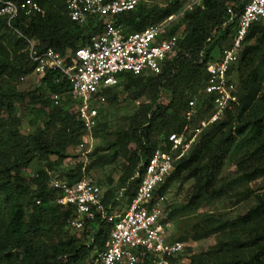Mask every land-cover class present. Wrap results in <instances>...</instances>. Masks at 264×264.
<instances>
[{
	"label": "trees",
	"instance_id": "trees-1",
	"mask_svg": "<svg viewBox=\"0 0 264 264\" xmlns=\"http://www.w3.org/2000/svg\"><path fill=\"white\" fill-rule=\"evenodd\" d=\"M33 1L39 4L42 12L30 15L20 12L10 21L11 27L6 18L0 17V205L3 204V208L0 207V264H85L92 245L96 244L97 250L103 248L109 226L95 220L77 230L83 236L93 235L92 244L87 247L73 238L65 239L64 234L70 229L71 211L55 203L57 192L47 183L49 174L58 170L68 157L67 149L81 142L84 130L74 120L69 99L54 106L45 97L48 92L64 95L66 91L63 83H52L57 75L55 71L47 70L40 85L31 91L19 92L15 82L32 73L34 64L28 56L29 42L34 44V53L51 47L65 54L85 46L90 35L100 30V24L86 25L89 31L85 32L83 26L67 16L65 0ZM246 2L203 0L202 7L183 11L177 1L159 7L141 0L133 10L115 17L114 23L123 32H133L161 22L176 11V14L182 12L176 17L179 25L172 23L168 33L183 26L175 54L165 61L157 74H121L116 86L101 92L108 105L119 100L120 88L134 101L144 95L149 97V101L140 104L129 118L128 125L119 130L116 139L122 150L130 143L136 146L119 177V188H125L128 203L139 181L135 175L140 172L142 160L159 146L168 148L166 142L170 133H181L185 128L187 132L193 131L210 110L212 96L202 91L208 79L206 64L219 57H215V51L220 54L224 47L230 46L237 18ZM228 4L235 12L231 22H228L230 15L226 11ZM210 30L214 31L213 35ZM7 31L16 33L10 36ZM228 33L227 43L222 45ZM8 49H13V57ZM148 73L151 75L145 77ZM229 74L236 80L237 102L222 119L197 134L154 197L167 194L174 181L180 184L193 181L187 201L175 210H168L167 219L171 222L177 214L198 211L205 201L219 199L239 186L258 179L261 184L257 188L249 187L245 193L239 192V200L251 196L254 201L245 213L232 219L209 214L204 217V226L196 225L198 228L191 236L171 237L186 247L190 238L196 241L217 233L223 236L206 256L194 255L188 264H264V98L257 97L264 80V26L261 23L253 24L248 30L240 58L231 66ZM164 93L165 102L161 100ZM195 95H198L197 112L187 120L188 101ZM17 105L36 110L43 127L24 133ZM104 105L99 108L98 123L92 130L94 139L103 128ZM92 154L93 151L89 153L85 173L95 163H107L103 156L93 160ZM36 156L45 166L33 176H20L21 170ZM230 158L235 159L237 174L220 178L221 169ZM83 164L78 161L73 168L59 169L58 174L69 182L78 180L83 175ZM103 201L114 207L117 204L110 202L105 194Z\"/></svg>",
	"mask_w": 264,
	"mask_h": 264
},
{
	"label": "built area",
	"instance_id": "built-area-1",
	"mask_svg": "<svg viewBox=\"0 0 264 264\" xmlns=\"http://www.w3.org/2000/svg\"><path fill=\"white\" fill-rule=\"evenodd\" d=\"M140 1L65 0L66 14L71 21L81 26L100 24V30L90 35L85 46L65 54L51 47L34 53V44H28V56L34 64L32 73L42 78L47 70L55 71L57 75L52 83H63L66 88L64 95L69 96L74 120L84 130L77 148L86 154L90 153L87 145L94 139L92 130L98 123L99 108L105 103L102 90L116 86L121 74H157L165 61L175 54L182 37L179 30L168 33L173 19L182 12L148 24L141 30L123 32L114 23L115 17L133 10ZM202 3L203 0H189L183 11L202 7ZM226 11L230 15L228 22H231L235 12L230 4ZM20 12L30 15L42 12V9L33 0L21 3L0 0V17L7 19L9 27L10 21ZM255 23L264 26V0H247L237 18L230 46L224 47L217 59L206 64L208 79L202 91L212 96L210 110L197 128L191 132L185 128L181 133H170L166 142L168 148H155L141 162L140 172L135 175L139 181L125 210L104 203L101 186L85 173L87 160L83 162V175L78 180L69 182L59 174H49L48 186L57 192L55 203L63 210L71 211L70 228L81 230L86 223L95 220L109 226L103 248L92 254L85 264H175L185 245L171 239L166 196L154 197V193L172 172L175 162L187 153L197 134L222 119L237 102L236 80L229 70L239 60L247 32ZM64 95L48 92L45 97L54 106H60L65 100ZM197 99L198 95H195L188 101L187 120L197 112Z\"/></svg>",
	"mask_w": 264,
	"mask_h": 264
},
{
	"label": "rangeland",
	"instance_id": "rangeland-1",
	"mask_svg": "<svg viewBox=\"0 0 264 264\" xmlns=\"http://www.w3.org/2000/svg\"><path fill=\"white\" fill-rule=\"evenodd\" d=\"M175 1L178 2L179 9L184 8L189 2V0H145V4L161 7L166 6L169 2ZM173 15H176V11L173 12ZM172 23L173 26L179 25L178 18H174ZM83 28L85 32L89 31L88 27L83 26ZM182 29L183 26H181L178 30L182 32ZM209 32L211 35L214 34L213 30H210ZM15 33L16 32L14 31H7V34L10 36ZM229 36L230 33H228L227 39L223 41L222 45L227 43ZM8 53L10 54V57H13V49H8ZM214 55L215 57H218L219 51H215ZM149 75L151 74L148 73L144 76L147 77ZM40 79V76H36L31 73L23 76L22 79H18V81L15 82V86L19 92L31 91L40 85ZM119 90V100L110 105L105 103L104 106L106 109L101 118V125L103 128L97 133V138L91 140L86 149L90 151V153L93 151L91 156L93 160L101 156L105 157L107 160V163L104 164L95 163L91 167L92 169L87 172V176L94 182H98L101 186L102 192L107 196L108 200L110 202H117L115 209L122 211L128 207L129 203L127 201V197L125 196V188L122 186L119 188V177L124 173V170L128 165V159L132 152L136 149V146L134 143H130L125 150H122L117 146L116 139L118 137L119 130L128 125L129 118L134 114L140 104L149 101V97L148 95H144L140 99L134 101L126 91H123V88H120ZM64 97L66 100L69 99L68 95H64ZM257 97L264 98V80L261 83ZM166 98L167 96L164 93L161 100L165 102ZM17 109H19L17 111V116L20 119L21 130L24 133L26 130L29 133H32L36 130V128L43 127V121L38 119L39 114L36 110L32 109V107L23 105L18 107L17 105ZM67 154L68 157L65 158L58 170L60 169L62 171L73 168L78 161L85 162L88 160L89 156V154H86L83 150H79L77 146L68 148ZM234 160V158H230L224 163L220 172V178L232 177L237 174ZM43 166H45L44 161L36 156L21 170L20 176L22 174V176L26 177L33 176L34 173ZM58 170L56 169L54 174H58V172H60ZM192 183V180L187 181L184 184H180L178 181L172 182L169 192L165 194L169 212L179 208L180 204H184L187 201ZM260 184L261 180L258 179L249 185L237 187L219 199L205 201L202 203L201 208L198 211L190 210L183 214H177L174 217V220L171 221V237L177 238L179 236H191L198 226H204V217L209 214L220 218L232 219L245 213L249 207L253 205V198L251 196L242 200H239L238 198L241 197V193H245L249 187L257 188ZM239 192L241 193L239 194ZM0 207L3 208V204H1ZM64 237L65 239L73 238V240H76L78 244H83L86 247L91 245L93 241L92 234L83 236L81 231H77L72 228L66 230ZM222 238L223 236H220L218 233L205 239H197L196 241L190 238L186 243L185 250L175 261V264H188L190 262V258L194 255L206 256L208 252L217 247L218 241L222 240ZM96 251L97 247L96 244H94L92 245L90 256Z\"/></svg>",
	"mask_w": 264,
	"mask_h": 264
}]
</instances>
